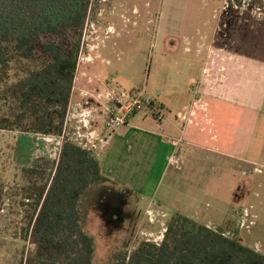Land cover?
<instances>
[{
    "label": "rangeland",
    "instance_id": "rangeland-1",
    "mask_svg": "<svg viewBox=\"0 0 264 264\" xmlns=\"http://www.w3.org/2000/svg\"><path fill=\"white\" fill-rule=\"evenodd\" d=\"M239 2L90 0L70 104L73 107L81 103L96 110L95 115L102 119V104L89 99L99 92L95 87L99 80L126 92L138 91L142 100L159 107L165 98L170 103L167 109L172 111L188 104L192 96L189 92L196 87L195 70L200 60L192 67V54H186L184 45L197 38L198 33L207 32L209 19L219 43L214 45V51L221 49L232 57L228 67L238 63L246 66L243 75L237 74V83L231 78L226 88L238 84L241 87L237 93L232 92L236 102L250 101L246 97L252 96V104L257 106L264 94L255 75V69L264 68V0ZM230 4L237 13V22L223 41L219 33ZM70 36L73 34L69 33ZM20 70V66L14 65L9 74L0 75V89L14 81ZM87 100L89 104L85 105ZM81 112L72 111L74 117L64 124L61 136H46L33 128L24 131L0 128V264H28L32 260L34 246L25 229L38 196L48 184L62 141L70 138L84 121L79 116ZM235 113L238 117L235 110L225 137L232 135ZM141 114L149 115L147 106ZM140 132L132 131L134 137ZM253 138L247 156L225 158L221 167L211 154L197 152L199 155L181 157L161 182L160 190L169 192L166 197L162 192L153 195L164 164L161 155L153 161L155 145L141 148L130 137L117 138L116 150L94 151L108 182L91 187L84 196L82 229L85 210L90 209L103 221L106 238L122 232L112 256L123 248L133 251L142 241L160 243L171 217L179 213L264 256V115ZM23 167H34L37 174L26 178ZM95 248L94 241L93 262Z\"/></svg>",
    "mask_w": 264,
    "mask_h": 264
},
{
    "label": "trees",
    "instance_id": "trees-1",
    "mask_svg": "<svg viewBox=\"0 0 264 264\" xmlns=\"http://www.w3.org/2000/svg\"><path fill=\"white\" fill-rule=\"evenodd\" d=\"M89 6L90 0H0V75L14 65L21 68L0 89V128L63 134ZM232 6L221 24L223 41L236 26ZM22 174L29 178L37 171L23 167ZM107 182L94 151L63 141L25 229L34 246L28 264H94V241L82 229L81 203L91 187ZM111 264H264V256L175 213L158 245L142 241L133 251L120 249Z\"/></svg>",
    "mask_w": 264,
    "mask_h": 264
},
{
    "label": "crops",
    "instance_id": "crops-1",
    "mask_svg": "<svg viewBox=\"0 0 264 264\" xmlns=\"http://www.w3.org/2000/svg\"><path fill=\"white\" fill-rule=\"evenodd\" d=\"M206 29V33L203 35L198 33L197 38L186 41L184 45L186 54H192L193 62L190 64L192 67L200 60L198 68L195 70L196 87L189 92V95H192L189 103L172 111L167 109V105L170 103L164 98L160 103L163 115L161 121L154 120L151 115L139 113L130 119L128 125L115 131L114 137L112 136L105 146L98 148L99 151L108 153L112 149H117V138L127 139L128 137L134 139L137 146L141 148L154 144L153 161L155 162L161 155L164 164L160 170L159 181L153 195L162 192L161 195L166 197L169 192L160 190L161 182L166 177L168 169L183 156L199 155L197 152H203V155L211 154L216 157L220 167L221 163H226L225 158L247 156L251 152L253 135L258 121L264 115V94L257 106L252 104V96L246 97V100L250 99V101L239 104L232 96V92L234 90L237 93L241 86L235 84L226 88L231 78L236 82L237 74L242 73L243 75V72H246V66L238 63L234 67H228L227 62L232 57L226 56L221 49L218 52L214 51V45L218 43L216 41L217 34L215 30H212L209 19L206 20ZM210 34L212 38H210ZM228 70L229 74L226 75ZM255 75L256 78L258 76L257 83L263 87L264 91V68L255 69ZM99 81L97 83L99 85L95 87L101 91L104 86ZM72 97L73 93L71 99ZM235 110L238 111V117L235 113L236 123L233 126L232 135L225 137L227 126L230 123L229 119ZM92 126L93 130L96 127L98 132L101 131L102 119L100 116L92 122ZM217 127L218 129H216ZM133 130L141 131V134L134 137Z\"/></svg>",
    "mask_w": 264,
    "mask_h": 264
},
{
    "label": "built area",
    "instance_id": "built-area-1",
    "mask_svg": "<svg viewBox=\"0 0 264 264\" xmlns=\"http://www.w3.org/2000/svg\"><path fill=\"white\" fill-rule=\"evenodd\" d=\"M103 86L104 88L95 96L90 95L89 97V99H93L103 106V110L101 111V131L97 132L91 129V123L97 120V116L95 115L97 112L96 110L87 109L83 107L81 103H77L73 105V107L70 104L65 125L67 122L70 123L71 118L74 117L72 111L75 112L76 109L82 111L79 116L84 117V121L81 127H78L76 132L73 133L70 138L66 139L67 141L73 142L83 149L96 151L111 140L115 131L128 125L130 119L141 113L145 106L148 107L149 115H151L154 120L161 121L163 119L161 108L152 101L142 100L138 95V91L126 92L111 84H103ZM84 104L88 105L89 101H85ZM60 138L63 140L64 135ZM155 244L158 245L159 243Z\"/></svg>",
    "mask_w": 264,
    "mask_h": 264
},
{
    "label": "clouds",
    "instance_id": "clouds-1",
    "mask_svg": "<svg viewBox=\"0 0 264 264\" xmlns=\"http://www.w3.org/2000/svg\"><path fill=\"white\" fill-rule=\"evenodd\" d=\"M84 216L83 229L96 242L94 264H109L113 247L120 241L122 232L113 233L111 238H106V229L99 215L86 209Z\"/></svg>",
    "mask_w": 264,
    "mask_h": 264
}]
</instances>
